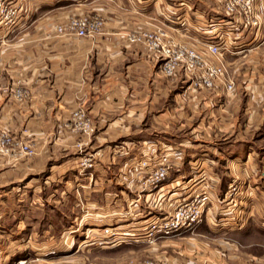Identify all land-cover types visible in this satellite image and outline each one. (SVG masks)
Here are the masks:
<instances>
[{
	"label": "rangeland",
	"instance_id": "374dc122",
	"mask_svg": "<svg viewBox=\"0 0 264 264\" xmlns=\"http://www.w3.org/2000/svg\"><path fill=\"white\" fill-rule=\"evenodd\" d=\"M24 1L11 0L18 9V18L6 21L0 15V27L18 24L26 11ZM209 1L212 11L200 17H179L189 37H164L181 44L199 41L200 47L190 45L203 51L209 42L220 46L218 58L224 63L226 74L214 87L205 88L221 92L212 94L215 97L210 100V110L206 108L205 126L193 130L200 120L196 114L184 128L105 129L98 127L84 112H73L69 127L51 130L52 134L61 131V137L47 141L48 159L19 183L6 178L0 180V248L20 252L18 257L0 256V264H140V261L156 264L151 254L156 250L154 242L127 241V238L107 240L102 236L105 226H116L127 233L150 214L143 199L137 205L133 200L140 193L144 172L139 162L149 156L172 164L167 182H173L168 188L176 192L173 194L196 191L204 184L213 186L202 220L193 231L177 235L194 231L215 234L222 226L221 220H229L234 226L243 220H264V45H258L264 35H255L253 29L257 25L243 24L237 15L229 14L224 7L226 0ZM74 5L72 2L69 8ZM196 5L202 9L201 4ZM256 9L255 6V13ZM87 12L68 15L57 25L75 16L95 15L91 10ZM165 19L169 24L175 23L177 17L167 15ZM263 22L264 18L260 25ZM22 23H29L26 17ZM157 27L150 24L146 28L136 27L125 38L140 42L160 70L163 61L160 53L145 40L133 41L128 36L137 30ZM102 31L103 28L87 36L95 37ZM10 35L3 36L0 31V40L2 37L9 40ZM251 39L254 40L251 42ZM218 58L209 56L211 60ZM184 74L182 68L176 72L189 82ZM228 80L232 82L230 89L225 85ZM19 90L16 87L14 93L18 95ZM225 93H229L228 98ZM117 96L116 115L123 118V93ZM224 121H227L225 125ZM1 132L28 142L32 148L29 155L39 149L32 129L5 125L0 126ZM15 152L0 151V158L15 157L18 155ZM107 174L108 185L104 184L108 181ZM199 264L202 263L199 261Z\"/></svg>",
	"mask_w": 264,
	"mask_h": 264
},
{
	"label": "crops",
	"instance_id": "0c3cea01",
	"mask_svg": "<svg viewBox=\"0 0 264 264\" xmlns=\"http://www.w3.org/2000/svg\"><path fill=\"white\" fill-rule=\"evenodd\" d=\"M208 1L25 0L21 23L0 27L3 36L11 34L9 40H0V126L34 130L39 149L32 155H3L0 180L19 183L42 164L48 157L47 141L61 137V131L52 134L51 130L69 127L73 112H84L105 129L184 128L196 114L200 120L193 130L204 127L206 108L210 110V100L221 92L187 86L183 76L163 75L143 45L126 40L125 35L150 24L166 27L167 37L187 38L188 29L180 25L179 17H200L212 11ZM72 2L75 5L69 8ZM255 6L257 24L252 27L257 25L255 35H264V22L260 25L264 0H255ZM89 10L102 18L101 34L89 37L56 30L68 15L89 14ZM167 15L177 17L175 23L169 25ZM25 17L28 24L22 23ZM258 45L263 46L264 40ZM16 87L21 89L18 95ZM118 93H123L124 119L116 115ZM221 221L215 234L194 231L157 239L152 259L156 264H186L193 258L202 264H264V220H243L239 226ZM9 255L18 257L20 252L0 248L1 257Z\"/></svg>",
	"mask_w": 264,
	"mask_h": 264
},
{
	"label": "built area",
	"instance_id": "2783aa9c",
	"mask_svg": "<svg viewBox=\"0 0 264 264\" xmlns=\"http://www.w3.org/2000/svg\"><path fill=\"white\" fill-rule=\"evenodd\" d=\"M254 4L255 0H226L224 7L229 14L237 15L243 24H257ZM0 15L5 16L6 21L16 20L18 9L11 4V0H0ZM102 26L103 20L99 16L80 15L70 18L65 24L56 25V30L62 34L87 36L100 32ZM128 36L133 41L145 40L150 48L160 53L163 60L160 70L164 75H176L177 70L182 68L184 75L188 76L187 86L212 88L219 80L225 78L226 68L222 59L218 58L220 46L217 42L206 43L203 51L185 42L181 44L173 38L164 40L166 32L160 26L153 30H137ZM209 56H216L218 59L211 60ZM225 85L230 89L232 82L228 80ZM12 150H16L18 155L32 153L30 144L23 138L1 132L0 151L8 153ZM139 163L144 172L141 174L140 193L133 200L137 205L138 201L143 199V205L149 207L150 214L127 233L118 230L116 226L103 227V238L118 241L127 238V241L144 240L152 243L159 238L193 231L203 218L205 208L211 200L213 186L204 184L202 189L196 191L173 194L175 191L168 189L167 182L172 164L158 160L155 156L145 157ZM153 207L156 210L151 211ZM147 263L154 264L152 261ZM186 264H199V261L193 259Z\"/></svg>",
	"mask_w": 264,
	"mask_h": 264
}]
</instances>
